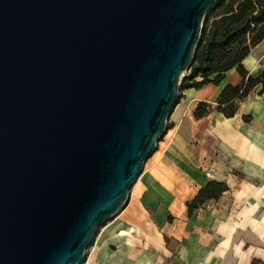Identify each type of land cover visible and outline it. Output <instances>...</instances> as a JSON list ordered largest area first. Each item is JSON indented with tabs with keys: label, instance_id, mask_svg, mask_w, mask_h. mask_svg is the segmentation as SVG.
Returning <instances> with one entry per match:
<instances>
[{
	"label": "water",
	"instance_id": "water-1",
	"mask_svg": "<svg viewBox=\"0 0 264 264\" xmlns=\"http://www.w3.org/2000/svg\"><path fill=\"white\" fill-rule=\"evenodd\" d=\"M218 1L0 0V264H82Z\"/></svg>",
	"mask_w": 264,
	"mask_h": 264
},
{
	"label": "crops",
	"instance_id": "crops-1",
	"mask_svg": "<svg viewBox=\"0 0 264 264\" xmlns=\"http://www.w3.org/2000/svg\"><path fill=\"white\" fill-rule=\"evenodd\" d=\"M243 65L254 76L264 72V40ZM242 80L232 68L219 84L182 89L127 203L99 228L82 264H264L261 85L238 102L234 116L217 110L224 86ZM200 101L212 110L197 118ZM212 180L228 189L190 212L188 204Z\"/></svg>",
	"mask_w": 264,
	"mask_h": 264
},
{
	"label": "trees",
	"instance_id": "trees-1",
	"mask_svg": "<svg viewBox=\"0 0 264 264\" xmlns=\"http://www.w3.org/2000/svg\"><path fill=\"white\" fill-rule=\"evenodd\" d=\"M263 40L264 0H219L204 20L194 60L187 70L189 73L182 78L180 90L199 88L209 82L219 84L227 71L236 68L243 77L242 82L225 85L217 105V110L225 117L234 116L238 102L258 85H261L260 93H264V72L254 76L243 65L245 57ZM211 110L209 102L200 101L194 114L202 118ZM227 189L224 182L210 181L188 204L189 211L219 198Z\"/></svg>",
	"mask_w": 264,
	"mask_h": 264
},
{
	"label": "rangeland",
	"instance_id": "rangeland-1",
	"mask_svg": "<svg viewBox=\"0 0 264 264\" xmlns=\"http://www.w3.org/2000/svg\"><path fill=\"white\" fill-rule=\"evenodd\" d=\"M188 73H189V71H186V72H185V74H188ZM181 94H182V90L179 91V95H181ZM170 116H171V115H170ZM169 119H170V117H169ZM169 119H168V122L170 121ZM161 138H162V137H161ZM161 138L159 139V141H158V143H157V148H158V145H159V142H160ZM157 148H156V149H157ZM154 152H155V151H154ZM153 154H154V153H153ZM153 154H152V155H153ZM152 155H151V156H152ZM151 156H150V157H151ZM150 157H149V158H150ZM149 158H148V159H149ZM148 159L145 161L144 168H145V165H146V162L148 161ZM144 168H143V170H144ZM130 189H131V188H130ZM129 191H130V190H129ZM95 238H96V237H95ZM90 246H91V245H90ZM90 246L87 248V250H86L85 253H87V251H88V249L90 248Z\"/></svg>",
	"mask_w": 264,
	"mask_h": 264
},
{
	"label": "built area",
	"instance_id": "built-area-1",
	"mask_svg": "<svg viewBox=\"0 0 264 264\" xmlns=\"http://www.w3.org/2000/svg\"><path fill=\"white\" fill-rule=\"evenodd\" d=\"M210 179H214L215 178V170L214 168H211L208 174Z\"/></svg>",
	"mask_w": 264,
	"mask_h": 264
}]
</instances>
